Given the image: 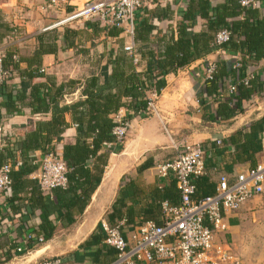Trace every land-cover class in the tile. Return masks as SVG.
Segmentation results:
<instances>
[{
    "label": "crops",
    "instance_id": "crops-1",
    "mask_svg": "<svg viewBox=\"0 0 264 264\" xmlns=\"http://www.w3.org/2000/svg\"><path fill=\"white\" fill-rule=\"evenodd\" d=\"M88 1L103 0H75L69 6L70 11L81 8ZM257 1L259 9L264 14V1ZM210 2L213 8L222 4L224 0ZM189 3L190 0H151L147 6L151 10L158 7L160 11L165 7L169 8L168 17L153 20L158 31L169 35V29L171 27L175 29L177 23L183 21ZM67 14H69L67 9L60 11L50 9L48 0H0V53L30 58L39 45L40 36L52 31L58 32L56 52L42 57L41 76L35 77L31 83L48 84L53 91L64 82L80 81L75 88L66 89L63 99L59 102L61 108L86 101L84 90L87 80L100 76L105 67H108V74H112L121 54L118 41L123 39L125 46L130 41L128 35L124 33L113 37L103 30L95 31L89 26L95 22H75L52 28ZM242 19L239 16L229 21ZM205 24L206 21L197 14L193 31L201 33L205 30ZM66 30L70 32L67 33ZM153 35L156 36L157 31L153 32ZM174 37L177 40V34ZM153 48L157 49L155 44ZM221 55L218 51L211 52L179 69L177 73L167 75L165 78L167 86L162 90L157 104L159 116H132L131 131L120 149L113 144L103 147L101 152L109 154L103 178L86 209L75 216L74 223L68 222V217L56 219L58 212L54 210L59 205L58 200L53 194L45 195L44 192L42 194L30 184L19 192L18 200L13 204L8 202L3 204L0 208V264H41L53 259H61L63 264H94L91 257L86 258L84 262L81 259L77 260L84 255L81 245L92 236L99 225L104 228V225L108 224L107 216L113 212L117 200L121 198L124 201L121 210L123 218L118 224L123 225L121 232L125 240L130 246L134 245L133 237L137 235L141 226L146 223L163 225L167 216L166 209L180 204V192L174 175L160 177L157 166L173 162L177 155L183 152L186 143L202 147L205 153V175H210L216 183H219V178L223 175L229 178L230 183H234L238 175L253 169L249 164L226 169L224 156L214 159L212 165L208 164L214 151L211 144H217L218 148H221L223 142L232 134L246 129L264 116L263 96L244 103V114L233 119L217 122L207 120L209 107L216 109L218 104L214 99L203 98L200 93L205 87L207 65L210 62H217L223 57ZM229 57L231 59H228ZM224 59L231 61L233 58L230 54ZM263 67L264 63L252 67L250 72L260 73ZM19 68L21 72H16L14 78L0 89V135L15 146L16 157L21 158L20 145L24 134L34 129L37 122L51 120L53 113L52 108L45 113L34 111L29 105L30 88L24 94L25 99L15 101L14 97L23 88L22 74L27 69V63L20 62ZM100 78V83L103 84L104 78ZM8 95L13 97L11 101H8ZM130 113L131 111L122 108L115 119L127 118ZM64 117L69 125L64 133V142L60 144L55 142L52 147L58 154H62L65 144L74 143L77 136L73 112L69 109L64 113ZM30 153L40 167L43 153L41 151ZM263 162L264 154H261L258 163ZM93 164L92 161L88 163L90 169L94 167ZM38 172L31 174L28 181H37ZM260 199H264V194L256 197L250 204ZM48 203L53 206L50 210H53L51 220L56 225L54 236L39 247L36 246L37 248L31 252L18 255L16 249H22V252L25 250L26 237L29 232L34 233L39 227L44 207L48 208ZM246 208L243 207L240 211L225 216L229 230L215 234L216 246H222L232 252L227 238L229 240L233 238L232 234L241 225L245 211L250 214ZM103 247L105 246L101 248L95 246L93 251H100ZM100 258L104 264L115 261L114 257L106 255L104 250ZM134 264L147 263L135 260Z\"/></svg>",
    "mask_w": 264,
    "mask_h": 264
},
{
    "label": "trees",
    "instance_id": "trees-1",
    "mask_svg": "<svg viewBox=\"0 0 264 264\" xmlns=\"http://www.w3.org/2000/svg\"><path fill=\"white\" fill-rule=\"evenodd\" d=\"M70 8L66 6L64 10L67 9L69 13L74 12V10L70 11ZM168 9L165 7L160 11L157 7L151 10L147 3H144L136 11L134 21L136 47L133 54L125 51V41L120 39L118 44L121 54L118 56L112 74L109 75L108 67H105L100 76L88 79L84 90L87 100L71 107L61 108L59 102L63 99L66 89L75 88L80 81L64 82L53 91L48 84L32 85L31 83L35 77L41 76L42 57L56 52L57 31L40 36L39 45L30 58L4 54V66L12 73L9 80L14 78L16 72H21L20 62L27 63V69L22 74L23 88L14 97L15 101L25 99L24 94L30 88L29 105L34 111L45 113L52 108L53 113L51 120L44 123L37 122L34 129L24 134L20 145L23 165L11 173L12 183L9 191L3 196L4 204L6 202L13 204L18 200L19 192L29 184L43 194L38 181H35L36 183L28 181L31 174L40 170L35 162L36 158L30 152L41 151L43 157L51 151L56 153L52 147L55 142L57 144L64 142V133L69 126L65 121L64 113L70 109L76 122V140L74 143L65 144L62 154L57 153L67 165L68 186L66 189L57 188L51 194L55 196L59 204L54 210L58 212L56 219L62 220L68 217V222L74 223L75 216L86 209L103 178L109 160V154L101 152L103 147L113 144L120 149L122 146L116 145L113 135V130L118 125L115 119L116 114L122 108H126L132 113L126 118L130 121L132 116L144 113L148 107L147 93L150 90L161 92L167 86L165 79L167 75L177 73L179 69L217 51V48L213 47L215 38L224 29L230 31L231 39L218 47L220 54L239 55V60L235 58L227 61L222 57L215 62L216 71L212 79L206 80L205 87L200 93L203 98L214 99L218 104L216 109L206 107L207 120L217 122L233 119L244 114V103L264 96V67L262 72L252 73L249 76L252 67H258L264 63V14L261 9H243L240 0H224L222 4L213 8L210 0H190L183 15V21L177 23L175 29L171 27L169 35H165L158 31L153 20L162 19L163 16L168 17ZM197 14L206 21L205 30L201 33L193 31ZM242 14H244L242 20L229 21L241 17ZM89 26L95 31L103 30L113 37H118L122 33L126 34L124 28L106 27L98 22ZM156 31L155 36L153 32ZM66 32L69 33L70 30ZM175 34H177V40H175ZM154 44L157 49L153 48ZM136 56L139 58L137 64L134 61ZM237 63L241 65L240 68H234ZM100 77L104 78L103 84L100 83ZM230 80L235 85L236 92L223 96L222 91L224 92L226 83ZM12 98L8 95V101ZM10 145L8 141L7 146L0 151V168L10 160L16 159L17 149L14 145L11 147ZM211 147L214 151L208 160L209 165H212V161L217 157L224 156L226 169L247 164L252 168L256 167L259 164V155L264 154V116L251 123L246 129L232 134L223 142L221 148H218L217 144H211ZM91 161L94 163L92 169L88 165ZM195 185L197 188L195 198L199 201L214 195L218 183L212 180L210 175H204L195 181ZM48 204V208L44 207L39 227L34 230V233H28L25 250L18 252V248L16 249L18 255L31 252L54 236L56 225L51 220L53 210H50L53 206L51 203ZM123 206V198L117 200L113 212L107 216L109 226L119 225L118 222L123 218L121 214ZM106 236L103 226L99 225L92 236L81 245L84 255L77 260L81 259L84 262L86 258L91 257L94 264H104L100 258L104 250L106 255L113 256L117 261L118 251L105 245ZM40 238H43V243L39 242ZM95 246L105 247L100 251H93Z\"/></svg>",
    "mask_w": 264,
    "mask_h": 264
},
{
    "label": "built area",
    "instance_id": "built-area-1",
    "mask_svg": "<svg viewBox=\"0 0 264 264\" xmlns=\"http://www.w3.org/2000/svg\"><path fill=\"white\" fill-rule=\"evenodd\" d=\"M75 0H48L49 7L59 10L71 6ZM151 0H103L88 1L81 8L66 15L65 19L55 23L52 28L73 24L75 22H98L106 27L124 28L130 41L125 51L133 54L135 50L134 27L135 14L144 3ZM243 9L259 8L257 0H240ZM244 17L242 14L241 18ZM231 33L228 29L220 31L213 47L217 48L229 42ZM238 59L239 55H231ZM135 63L139 62L136 56ZM237 63L234 68H240ZM216 71L215 62H210L205 71L206 80L212 79ZM252 73L249 72V76ZM248 76V77H249ZM12 77L4 66V54L0 53V87ZM162 92V91H161ZM161 92L150 90L147 93L148 107L138 117L144 115L159 116L157 108ZM236 92L235 85L227 81L223 96ZM118 125L113 130L116 145L125 143L130 131L131 122L125 117L117 118ZM6 139L0 135V151L7 146ZM183 152L166 164L157 166L160 177L167 178L173 174L181 194V202L176 207L166 209L163 225L146 223L133 237L134 245L130 246L122 235V226L104 225L105 244L118 251L115 264H134L142 261L147 264H240L234 254L227 248L214 244L215 234L229 230L226 215L240 211L243 206L264 194V162L246 173L237 176L234 183L226 175L220 177L216 193L202 200H197L195 181L205 175V153L200 145L186 143ZM20 157L5 163L0 168V208L4 204V195L11 186V173L22 167ZM68 168L63 158L54 152L45 155L40 163L36 179L42 192L51 194L57 188L68 186ZM43 243V238L39 239ZM22 249H18L21 252ZM41 264H63L61 259L47 260Z\"/></svg>",
    "mask_w": 264,
    "mask_h": 264
},
{
    "label": "rangeland",
    "instance_id": "rangeland-1",
    "mask_svg": "<svg viewBox=\"0 0 264 264\" xmlns=\"http://www.w3.org/2000/svg\"><path fill=\"white\" fill-rule=\"evenodd\" d=\"M221 56L228 57L230 54ZM250 203L243 206L247 207L250 214L245 211L241 225L232 234L233 238L231 240L227 238V241L234 256L240 260V264H264V199Z\"/></svg>",
    "mask_w": 264,
    "mask_h": 264
}]
</instances>
